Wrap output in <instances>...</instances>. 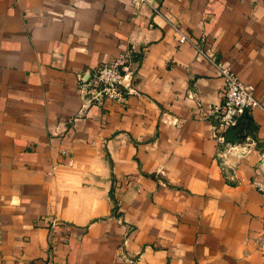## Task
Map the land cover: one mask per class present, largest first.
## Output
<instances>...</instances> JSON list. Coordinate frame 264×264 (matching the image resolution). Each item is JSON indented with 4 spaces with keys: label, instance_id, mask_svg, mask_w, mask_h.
I'll return each mask as SVG.
<instances>
[{
    "label": "crops",
    "instance_id": "0c3cea01",
    "mask_svg": "<svg viewBox=\"0 0 264 264\" xmlns=\"http://www.w3.org/2000/svg\"><path fill=\"white\" fill-rule=\"evenodd\" d=\"M124 48L139 94L81 107ZM212 62L262 106L234 143ZM262 151L264 0H0V264H264Z\"/></svg>",
    "mask_w": 264,
    "mask_h": 264
},
{
    "label": "built area",
    "instance_id": "2783aa9c",
    "mask_svg": "<svg viewBox=\"0 0 264 264\" xmlns=\"http://www.w3.org/2000/svg\"><path fill=\"white\" fill-rule=\"evenodd\" d=\"M142 4L146 0H133ZM179 41L191 43L198 52H202L197 43L190 36L174 27ZM133 62L132 48H124L118 52L111 60L99 63L92 73L87 76V72L76 73V92L82 100L81 107L95 101L100 102L102 98L112 99L123 103L130 94L138 95V90L133 84ZM215 74L218 75L223 84V99L218 107L217 120L214 125L216 138L223 140L225 130L236 123L237 117L250 106H261L253 96L252 85L240 80L231 72L228 66L221 63L212 62ZM85 73V74H84ZM80 111V110H79ZM261 168L258 176L250 179V184L258 192L264 195V151L259 157ZM127 259H130L127 257Z\"/></svg>",
    "mask_w": 264,
    "mask_h": 264
},
{
    "label": "water",
    "instance_id": "95a60500",
    "mask_svg": "<svg viewBox=\"0 0 264 264\" xmlns=\"http://www.w3.org/2000/svg\"><path fill=\"white\" fill-rule=\"evenodd\" d=\"M241 123H235L232 126L228 127L224 132V139L230 143L236 142L239 131L241 130ZM248 131V130H247Z\"/></svg>",
    "mask_w": 264,
    "mask_h": 264
}]
</instances>
